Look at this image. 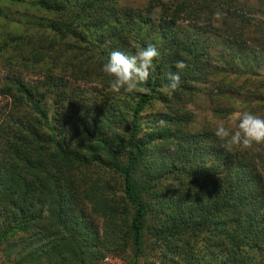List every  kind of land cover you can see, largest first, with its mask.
<instances>
[{
  "label": "trees",
  "instance_id": "trees-1",
  "mask_svg": "<svg viewBox=\"0 0 264 264\" xmlns=\"http://www.w3.org/2000/svg\"><path fill=\"white\" fill-rule=\"evenodd\" d=\"M75 1L78 14H74L72 23H81L90 16L89 25L98 26L122 13L129 17L123 27L127 28L133 18V9L119 6V0ZM56 2L70 6L72 0ZM48 4L49 0L33 1L39 10H47ZM157 7L164 19L169 18L174 23L186 19L211 23L219 10L237 12L242 3L240 0L151 1L149 8ZM146 23L147 28L153 24L149 19ZM228 30L232 37L234 29L228 27ZM86 38L91 42L90 34L86 33ZM36 40L37 44L44 41ZM167 71H158L144 85L146 91H137L132 98L128 132L121 139L118 150L106 140L98 145L93 138L97 131L90 125L75 128L73 135L77 146L82 147L87 142L90 151L100 146L106 157L97 152L87 156L78 154L56 141L61 131L48 123V111L42 107L43 98L56 91L52 74L47 76V82H43L48 86L42 84L46 92L25 83L2 91L16 103H26L31 108L32 113L25 117L23 126L30 128L29 120L35 118L38 128L48 131L40 134L38 143L36 138L29 140L20 132V136L7 142L3 146L6 150L1 152L9 157V165L4 163L5 168L0 170L3 189L0 201L17 214L13 219L14 226L6 228L0 223V253H5L4 264H20L21 261L28 264H89L107 257L117 259L108 253L97 255L101 237L86 215L75 207L78 175L84 170L88 174L84 176L87 183L96 174V180H92L89 189L85 190L96 208L108 217L111 232L108 236L112 237L122 227L128 229L137 258L142 254L145 231H148L156 239L157 246L164 249L161 264L182 261L186 264H264V179L256 172L253 162V159L263 158L259 155L251 157L255 145L248 149L225 150L213 135L214 128L191 131L189 113H182L180 103L177 106L176 103L190 95L191 87L185 80L203 71L196 63L188 65L179 90L172 94L164 86L167 74L176 70ZM146 116H155L156 120L152 123L143 121ZM258 146L262 148V143ZM168 149L173 151L172 155H162L163 150ZM13 150H17L14 156L10 153ZM45 153L53 159L42 162ZM15 156L21 158L25 169H19ZM97 166L120 178L121 195L114 188L111 190L115 193V205H111L107 197L110 192L95 169L89 174L90 169ZM53 167L57 169L52 172ZM58 171L65 182H60L58 177L53 189L46 188ZM46 181L49 184L45 187ZM48 197L51 198L49 213L44 215L43 205ZM121 203L133 210L130 222L124 225L113 221L120 213L125 214L120 208ZM44 219L49 229L43 228L35 238L30 236L22 242L14 236L18 231L31 232L33 225Z\"/></svg>",
  "mask_w": 264,
  "mask_h": 264
},
{
  "label": "rangeland",
  "instance_id": "rangeland-1",
  "mask_svg": "<svg viewBox=\"0 0 264 264\" xmlns=\"http://www.w3.org/2000/svg\"><path fill=\"white\" fill-rule=\"evenodd\" d=\"M33 1L37 0H0L1 171L6 164L9 165V157L1 153L6 150L3 146L7 142L18 138L21 132L29 140L36 138L38 143L40 134L48 133L38 128L35 118L29 120L31 130L23 126L25 117L32 113L31 108L26 103H16L2 91L25 83L46 92L42 84L48 81L47 76L51 74L54 76V85L57 86L53 88L56 91L43 98L42 107L48 111V123H53L61 131L56 138L58 144L78 154L87 156L97 152L106 157L100 151V146L99 149L93 147L91 151L87 142L82 147L77 146V139L73 135L75 128L88 124L97 131L93 138L98 145L106 140L117 150L121 147L120 141L128 132L131 100L136 93L116 94L108 87L109 78L101 71V67L113 51L134 54L150 44L156 46L160 56L148 80L155 77L158 71L175 69V62L179 59H184L192 66L196 63L202 69V74L185 80L191 87L190 95L176 103V106L180 103L182 113H189L192 119L189 126L191 131L206 127L213 129L221 121L229 129L235 130L238 124L237 114L244 111L264 117V0H240L242 7L239 11L219 10L220 18H213L211 23L207 20L188 19L174 23L169 18L162 17L159 7L149 8L151 1L169 0H119V6L133 9V18L127 28L123 27L129 17L122 16V13L118 18L104 21L101 25L90 26V16L85 17L81 23H72L74 14H78L75 0H72L70 6L49 0L47 10L37 9ZM147 19L153 23L149 28ZM228 27L234 29L232 37ZM86 33L91 35V42L86 41ZM36 39L44 41L37 44ZM31 50L34 52L29 53ZM154 120L155 116L143 117L146 122L152 123ZM254 145L251 157L259 155L263 158L253 159V162L256 172L264 179V143L262 148L258 144ZM50 146L55 149L52 144ZM16 152L17 150L10 151L12 156ZM172 153L168 149L163 150L162 155ZM43 156L42 162L53 159L47 153ZM15 162L19 169H25L21 158L16 157ZM52 169L53 172L57 168ZM92 169L104 180L107 192H110L107 197L111 205H115V193L112 194L111 190L114 188L121 195L120 178L114 173L101 171L99 166L92 167L89 174ZM53 175L50 184L44 182L45 187L49 184L46 188L53 189L58 177L60 182H65L60 171ZM85 175H88L85 170L78 175L79 190L74 193L75 207L86 215L101 237V246L96 248L97 255H113L119 264H161L164 249L157 246L156 239L148 231H145V243L139 258L136 257L128 229L122 227L112 237L108 236L111 233L108 229L109 219L96 208L85 190L89 189L92 180H96V174L91 177L92 180H88L89 183L85 182ZM0 191H3L1 186ZM116 201L119 203L120 198L117 197ZM50 203L51 198L48 197L47 203L44 202L43 205L44 215H48ZM120 208L125 210V214L120 213L113 221H118L120 225L129 223L133 210L122 203ZM16 215L13 208L5 207L0 201L1 225L6 228L14 226L16 222L13 219ZM45 223L46 219L35 223L31 232L18 231L14 236L22 242L30 236L35 238L40 231L42 233L43 228L49 229ZM4 257L5 253L1 252L0 264H4ZM99 263L100 259L89 262ZM20 264L28 263L21 261ZM177 264L186 263L182 261Z\"/></svg>",
  "mask_w": 264,
  "mask_h": 264
},
{
  "label": "clouds",
  "instance_id": "clouds-1",
  "mask_svg": "<svg viewBox=\"0 0 264 264\" xmlns=\"http://www.w3.org/2000/svg\"><path fill=\"white\" fill-rule=\"evenodd\" d=\"M214 18L218 20L220 13L216 12ZM159 56V50L151 44L137 50L134 54L111 52L101 67V71L109 78L108 87L111 92L131 95L137 91H146L144 85ZM174 67L176 71H170L167 74L169 82L164 86L169 94L179 90L182 84L181 75L188 68V64L184 59H179ZM237 117L238 124L235 130L226 127L222 121L218 122L214 128L213 135L221 142L225 150L248 149L254 144L264 143V117L249 111L238 113Z\"/></svg>",
  "mask_w": 264,
  "mask_h": 264
},
{
  "label": "built area",
  "instance_id": "built-area-1",
  "mask_svg": "<svg viewBox=\"0 0 264 264\" xmlns=\"http://www.w3.org/2000/svg\"><path fill=\"white\" fill-rule=\"evenodd\" d=\"M99 264H119V262L107 257L100 261Z\"/></svg>",
  "mask_w": 264,
  "mask_h": 264
}]
</instances>
